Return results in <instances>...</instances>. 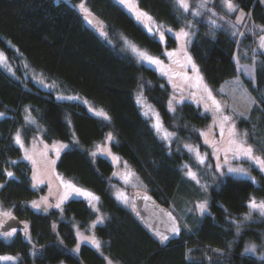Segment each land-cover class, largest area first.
<instances>
[{
	"label": "trees",
	"instance_id": "trees-1",
	"mask_svg": "<svg viewBox=\"0 0 264 264\" xmlns=\"http://www.w3.org/2000/svg\"><path fill=\"white\" fill-rule=\"evenodd\" d=\"M136 1L153 19L190 28L191 52L214 87L238 74L237 53L256 47L264 25L262 0H234L238 10L246 12L240 35L227 19L220 18L221 24L214 27L209 10L196 16L174 0ZM191 1L194 6L195 0ZM80 2L104 24L105 33L87 21ZM213 2L219 13L226 12L218 0ZM146 26L117 0H0V49L16 71L14 75L0 65V207L27 224L26 230L14 227L12 236L0 234V257L17 255L16 264H108V260L115 264H264L263 254L244 252L249 241H256L264 252V217L254 212L249 221L243 220L249 201L264 199V174L255 169V182L249 177L223 176L215 166L209 170L204 165L198 167L206 172L204 184L186 176L185 162L198 163L180 141L203 148L201 129L211 115L191 101L179 102L172 110L170 85L125 49V39L130 38L166 57L163 43ZM173 41L168 35L167 44ZM258 56L254 79L243 78L257 101L241 123L248 133L254 132L249 133L251 141L264 155V56ZM18 62L42 71L67 93L91 99L107 110L110 120L94 115L78 100H58L52 91L38 88L31 79L25 81ZM137 87L158 107L166 127L175 130L177 147L159 139L136 101ZM42 124L49 141H72L77 135L74 145L62 151L58 169L99 195L100 209L107 216L95 228L101 250L88 243H82L78 253L72 250L78 241L75 226L87 232L97 217L84 198H69L63 208L46 212L29 204L40 190L32 187V166L14 133L22 130L28 139ZM110 131L116 136L112 150L130 163L144 192L173 206L175 213L185 214L188 225L179 237L162 241L151 234L134 208L119 203L112 193L114 164L92 152ZM198 199L207 201L204 213L197 210Z\"/></svg>",
	"mask_w": 264,
	"mask_h": 264
},
{
	"label": "rangeland",
	"instance_id": "rangeland-1",
	"mask_svg": "<svg viewBox=\"0 0 264 264\" xmlns=\"http://www.w3.org/2000/svg\"><path fill=\"white\" fill-rule=\"evenodd\" d=\"M174 1L177 3V0ZM213 1L214 0H206V3L203 7H201L203 0H195L194 6H192V1L188 0V4L190 10H192L193 13L198 12L199 15L209 10V12H211V17L209 20L214 27H219L221 24L220 18L227 19L228 21L230 20L235 32L239 33V35L243 33L245 30V20H247L245 10L242 8L238 10L234 0H232V3L236 6L237 10L229 12L227 8L224 7L223 0H218L219 5L227 12L221 14L213 6ZM262 2L264 3V0H262ZM81 5H83V7H81ZM136 5H138L136 0H130L129 6L123 4L126 10L130 12L135 18L136 11L147 13L146 11L141 10L139 5L137 8ZM177 5L180 7L178 3ZM80 7L83 9V13L85 14L87 21H91L90 24H93L101 33H105L104 24H102V22H100L94 14L89 12L85 3L80 2ZM130 7L135 9V11H130ZM181 9L184 10L183 8ZM232 13L235 14L229 16L228 19V15ZM138 21L143 25H149L152 28V30L155 32L156 38L161 43H163V53H167L166 57L159 53H152L146 47L144 48L133 42L130 38L125 39V49L128 50L132 55L136 56L141 63L155 69L156 72H158L159 75L164 78L165 83L170 85L171 97L169 99V106L171 109L174 110L176 108L175 105L179 104V102L191 101L195 105L201 107L202 111L211 115V121L201 129L203 142L205 144L203 148L199 143H193L185 140L180 141V144L183 147L191 151L193 158H195L198 163V166H192L191 164L185 162L184 168L186 176L204 184L206 180V172L201 171L198 169V167H203L205 165L206 169L212 170L210 166L213 165L221 172L223 176L227 174L234 177H249L257 182L255 169L258 168L261 170L260 165L256 164L253 160L248 159L238 149V146H251L254 155L264 159L261 149L251 141V135H249V133L253 134L254 132L250 130L248 133V128L245 126L243 127V124L241 123V120L244 119V117L250 116V112L254 108L257 101L255 95L250 92L246 83L243 81L244 77L252 80L255 77V64L259 58V50L257 49V45L255 48H251V51L248 50L249 53H244L242 50L239 51L236 55L238 74L221 82L220 86L214 87L206 81L205 74L202 72L200 63L197 62L196 58L191 52L190 44L192 33L188 26L175 28L166 23H161L153 18L151 23L146 19ZM212 21H215V24H213ZM261 28L264 29V25H262ZM169 29H171V31H169ZM181 29L190 32L191 35L187 38L181 37L180 39H177L176 34L179 33ZM161 33H163L164 36L163 40L160 39ZM168 35H171L174 38L172 44H167ZM186 39L187 42H185ZM185 50L187 55L191 56L192 62L196 66L195 71L193 70L192 65L187 63ZM0 53H3L4 57H6L3 50L0 49ZM168 53H175V55L169 56ZM141 54H145L146 56L152 57L153 59H158L161 61V64L157 65L149 63L142 57ZM0 65L5 71L16 75L13 64L8 57H6L3 62H0ZM18 67L21 70L22 78L25 81L31 79L38 88L50 92L52 91L58 100H78L82 104L84 103L87 109L90 110V112L94 115L96 114L103 119L110 120L107 110L97 105L91 99L75 93H67L65 90L60 88L56 81L51 79L48 80L44 73L40 70L38 71L33 68L28 69L20 62H18ZM25 84L29 87L27 82ZM134 96L136 97V101L139 104V108H141L143 115L146 118H149L150 123L155 129L159 139H163L170 148L172 146L177 147L179 144L178 139H176L177 133L175 130L166 127L158 107H156L154 103L149 100L148 96L146 97L142 87L136 88ZM225 117H227V119H225ZM28 119H32L30 115L28 116ZM157 125H160V127H157ZM233 129L236 133L235 136L231 135ZM44 131L45 126L42 124L39 125L38 130L34 132L32 136H29L28 139L22 130H18L14 133L15 142L17 134H19L21 143L16 142V144L22 148L23 155L29 160L32 166V187H36L38 190H40L39 195L35 196L34 199H31L29 204L34 209L46 212L49 209L56 208L57 204L60 205V207L57 208H63V204L69 198H84L96 211L97 217L90 222L87 232L84 231L79 225L75 226L78 241L75 246L72 247V250L75 253H78L80 245L82 243L92 244L89 242L92 239H95V241L99 243L98 249L101 250L100 241L96 236L95 228L100 223H103L107 216L100 209L99 195H97L91 187L83 185L77 181L75 182L70 176L62 174V172L58 169L57 161L60 158L62 151L74 145V141L77 140V135L74 134L72 141H62L58 139L49 141L45 138ZM165 133H171V135L165 138ZM252 137L254 140L257 139L256 134H254ZM115 139V133L110 131L106 135L105 139L96 142L92 152L94 154H103L104 156L108 157L111 162H113L114 169L112 172V177L114 180H110L112 193L115 195L119 203L131 208L133 207L132 195L135 192H144V184L138 177V174L133 170L130 163L125 161L119 153L117 154L112 150V142L115 141ZM233 140L235 141V144L231 143ZM228 168L244 169V173H229L227 171ZM189 172L193 173L194 175L189 176ZM262 172L264 174V171ZM66 185H73L76 189L81 190L83 193H90L91 196L77 195L75 192L71 191V189L67 188ZM65 193H68L67 198L62 200V198L65 196ZM92 197H95L96 199H93ZM253 199H255L257 202L264 201V199L261 198ZM197 201L196 207L197 210L200 211L198 205L201 203L207 204V201H204V199H198ZM34 202L39 205L38 208L33 207ZM170 209L174 212L173 206L170 207ZM249 211L250 209L247 213H249ZM5 213H8L9 215H4ZM247 213L243 215V220ZM253 213L254 212H252V217L254 215ZM255 213L258 214V212ZM176 215L182 227L185 226V224L188 225L185 214L183 215L182 212H179V214L176 213ZM11 217L13 216L10 211L0 207V228L7 221V219ZM11 231L12 229L6 232ZM250 244H254L256 246V252L252 254L257 256H261V254L264 255V252L259 250V245L256 241H249L248 245ZM76 249H78V251H76ZM59 264L66 263L60 262ZM108 264L115 263L111 260H108Z\"/></svg>",
	"mask_w": 264,
	"mask_h": 264
},
{
	"label": "snow or ice",
	"instance_id": "snow-or-ice-1",
	"mask_svg": "<svg viewBox=\"0 0 264 264\" xmlns=\"http://www.w3.org/2000/svg\"><path fill=\"white\" fill-rule=\"evenodd\" d=\"M119 2L121 4H125L126 6H129V4H130V0H119ZM177 3L185 11L188 10V8H189L188 0H177ZM205 3H206V0H203V2L201 4V7H203L205 5ZM223 4H224V7H226L229 12H233V11H236L237 10L236 6L232 3V0H223ZM81 7H83V5H81ZM136 7L138 8V5H136ZM129 10L130 11H135V9H133L131 7H130ZM135 14H136L137 20L146 19L150 23L152 21V17L149 16L145 12L136 11ZM194 14L195 15H199L198 12L197 13H194ZM89 23H91V21H89ZM212 23L215 24V21H212ZM149 31H151V28H149ZM169 31H171V29H169ZM261 31H264V29H261ZM176 35H177V39H180L181 37H183V38L189 37L191 35V33L188 32V31H185L184 29H181L179 31V33H177ZM160 39L161 40L164 39L163 33L160 34ZM262 40H264V37H262ZM185 42H187V39H186ZM141 55L149 63L157 64V65L161 64V61L158 60V59H153L152 57H148L145 54H141ZM168 55L169 56H172V55H175V53H168ZM185 56H186L187 63L188 64H191L193 70L195 71L196 70V66L192 62L191 56L187 55L186 50H185ZM5 59H6V57H4L3 53H0V62H3ZM170 104H171V102H170ZM0 116H3V113H0ZM225 119H227V117H225ZM157 127H160V125H157ZM169 135H171V133H165V138H167ZM231 135H233V136L236 135L234 129L232 130ZM16 142L17 143H21L19 134H17ZM231 143L235 144V141L233 140V141H231ZM238 149L248 159L253 160L256 164L260 165L261 170L264 171V159H261L260 157L255 156L254 153H253V149H252L251 146H248V147L238 146ZM201 162H203V161H201ZM217 167H219V166H217ZM227 171L229 173H244V169H240V168H228ZM7 174L10 177L13 175V173H11V172H9ZM188 175L189 176H193L194 174L191 173V172H189ZM0 187H2V186H0ZM66 187L69 188V189H71V191L75 192L77 195H87V196H91L90 193H83L81 190L76 189L73 185H66ZM67 195H68V193H65V196L62 198V200L64 198H67ZM92 198L93 199H96L95 197H92ZM33 207L38 208L39 205L34 202L33 203ZM56 207H60V205L57 204ZM198 208L201 211V213H204L206 211V209H207V204L206 203H201V204L198 205ZM248 208L250 209V211H249V213H247L244 216V220H250L252 218V212H258L260 216L264 217V201L257 202L255 199H251L249 201ZM4 215H9V214L8 213H5ZM236 227H237V233H239L241 225L239 223H237ZM15 231H16V229H12L11 232H5L3 235L6 236V237L7 236H11V235H13L15 233ZM172 232L178 234L179 233V228L174 227L172 229ZM85 239H87V238H85ZM167 239H168L167 236H162L161 237V240L162 241L167 240ZM89 242L92 243L93 245H95L97 248H99V243L97 241H95V239H92ZM76 251H78V249H76ZM245 252L246 253H248V252L255 253L256 252V246L254 244H250V245L246 246L245 247ZM262 258H264V257H262ZM0 259H9L10 260L12 258L11 257H2Z\"/></svg>",
	"mask_w": 264,
	"mask_h": 264
},
{
	"label": "water",
	"instance_id": "water-1",
	"mask_svg": "<svg viewBox=\"0 0 264 264\" xmlns=\"http://www.w3.org/2000/svg\"><path fill=\"white\" fill-rule=\"evenodd\" d=\"M151 28L149 25L146 26L148 32L151 35H155V32L152 30L149 31ZM264 31H261L259 35V40L257 42V49L259 50L260 54L264 56ZM132 204L135 210V214L139 217L141 222L146 225L151 232V234L156 235L157 237L161 238L162 236H167L169 238L179 237L182 232V225L179 223V219L168 206L165 204L159 203L155 197L150 194L149 192H142L138 193L135 192L132 195ZM14 227L21 228L23 230L27 229V224L23 223L21 219L13 216L1 226L0 234L4 232L14 229ZM176 227L179 228V233H173L172 229ZM2 257H11L12 259H0L1 263H12L16 264L19 262V257L12 254H5Z\"/></svg>",
	"mask_w": 264,
	"mask_h": 264
}]
</instances>
